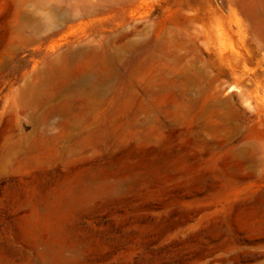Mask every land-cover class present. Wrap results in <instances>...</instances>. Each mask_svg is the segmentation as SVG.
I'll return each instance as SVG.
<instances>
[{
  "label": "rangeland",
  "instance_id": "1",
  "mask_svg": "<svg viewBox=\"0 0 264 264\" xmlns=\"http://www.w3.org/2000/svg\"><path fill=\"white\" fill-rule=\"evenodd\" d=\"M264 264V0H0V264Z\"/></svg>",
  "mask_w": 264,
  "mask_h": 264
},
{
  "label": "bare ground",
  "instance_id": "2",
  "mask_svg": "<svg viewBox=\"0 0 264 264\" xmlns=\"http://www.w3.org/2000/svg\"><path fill=\"white\" fill-rule=\"evenodd\" d=\"M55 261H57L58 264H65V262L59 258H55Z\"/></svg>",
  "mask_w": 264,
  "mask_h": 264
}]
</instances>
